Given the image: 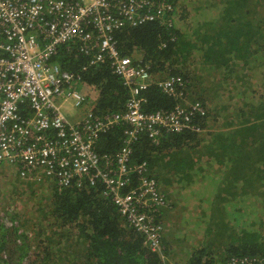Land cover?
<instances>
[{"label": "trees", "instance_id": "16d2710c", "mask_svg": "<svg viewBox=\"0 0 264 264\" xmlns=\"http://www.w3.org/2000/svg\"><path fill=\"white\" fill-rule=\"evenodd\" d=\"M151 1L157 6L167 3L172 9H165L153 22L118 30L114 39L122 57L146 68L155 80L182 77L189 94L194 91L189 64L195 58L210 70H224L226 88L242 87L235 95L227 88L237 99L230 106L235 118L226 125V132L215 134L206 146L211 173L203 172L205 154L195 152L200 133L191 130L180 134L165 131L157 143L147 133L141 134L131 145L132 162L146 165L160 191L169 183L165 178L168 171L174 173L182 189L196 193L201 213L178 239L185 245L183 264H232L245 258L263 264L264 94L249 95L238 69L264 71V20L245 11L249 0H211L208 7L201 5L202 0L195 4V0ZM249 23L253 32L257 28V34L248 33ZM86 46L62 45L55 62L65 71L80 75L84 85L96 88L97 114L125 112L130 90L115 74L108 58L90 66L98 46L95 42ZM142 96L145 114L171 112L180 104L158 84L151 85ZM200 100L207 104L205 99ZM204 108L206 114L199 119L201 132L207 130L210 117L209 107ZM127 128V124H118L101 134L98 153H119L125 146ZM5 165L10 164L4 163L0 169ZM204 182L205 196L200 191ZM83 185L55 188L46 209L40 208L37 221L30 216L21 221L14 216L0 221V264H161V256L142 234L129 227L112 197L104 195L103 185ZM165 210L158 217L162 225ZM192 231L203 238L195 241ZM162 246L169 264L173 251L168 249L165 235Z\"/></svg>", "mask_w": 264, "mask_h": 264}, {"label": "built area", "instance_id": "2783aa9c", "mask_svg": "<svg viewBox=\"0 0 264 264\" xmlns=\"http://www.w3.org/2000/svg\"><path fill=\"white\" fill-rule=\"evenodd\" d=\"M165 9L172 7L151 0H0V166H18L23 179H49L57 190L101 183L129 227L161 256V264L168 263L158 217L167 200L146 165L132 162L131 145L143 133L156 143L165 131L199 133L206 109L180 102L171 112L145 114L142 93L151 85L179 100L186 95V82L179 76L155 80L146 68L121 56L114 34L153 22ZM90 42L98 54L89 65L108 58L130 90L123 113L97 114L79 87L82 77L55 62L62 45L87 49ZM66 104L86 107L83 116L70 120L62 110ZM118 124L128 125L124 148L117 154L98 153L100 135ZM232 264L258 262L245 258Z\"/></svg>", "mask_w": 264, "mask_h": 264}, {"label": "rangeland", "instance_id": "374dc122", "mask_svg": "<svg viewBox=\"0 0 264 264\" xmlns=\"http://www.w3.org/2000/svg\"><path fill=\"white\" fill-rule=\"evenodd\" d=\"M197 1L195 0L194 4ZM210 1L202 0L201 5L208 7L211 4L208 3ZM214 11L216 12V10ZM245 11L254 14L257 20H264V0H249L245 6ZM205 17L206 13L202 15L203 19ZM210 18L211 16L208 19ZM248 25V33L251 36L257 34V28L253 32L252 24L249 23ZM218 27L217 25L216 30ZM260 54L263 55V53ZM189 65L191 68V84L193 85L192 89L194 91L190 94L186 92V95L179 99V101L184 105H189L193 102L202 104L203 102L200 99H205V102L207 101V104L203 103L204 105H202L209 107L210 117L208 119V128L205 132H199L200 144L197 145L195 152L205 154L202 157L203 172L209 174L211 173L210 170L212 167H210L211 164H209L207 159L206 146H209L210 140L213 139L215 134L226 132V125L235 118V115L230 112V106H233L237 99L235 97L232 98L231 93L233 92L235 95L238 92L240 94L242 85L232 88L227 87L231 90L230 93L224 84V70H210L208 69L209 66L203 64L199 58L192 59ZM249 68L248 70L238 69V75L244 78V86L249 95H255L256 93L257 96H260L264 94V71L260 73L261 69L252 67L253 72L250 71V73ZM232 78L236 80V76H232ZM92 104L93 101L88 103V106ZM85 108L74 109L69 104H66L62 110L63 113L68 114L70 120H75V117L83 116ZM208 158L210 159V157ZM5 166L0 169V221H4L5 217L10 220L12 216L19 221L23 220L26 216H30L34 221L39 220L40 208L46 209L45 204L49 203L51 193L55 190V186L49 182V179H41L40 182L23 179L20 176L18 166ZM167 172H165V178L168 179L169 183L166 187L163 186V190L160 187V192L165 195L167 200L165 206L160 211H164L169 206L165 210L166 213L162 220L164 225L163 233L168 241V249L173 251L169 256L170 263L183 264V260L186 258L183 251L185 245L180 243L178 239L181 231L187 228L191 220H194L193 222L195 223L196 214H200L201 211L197 210L199 204L195 202V198H198L195 196L196 193L190 192L191 190L182 189V186L175 179L173 172ZM206 185L207 182L200 184V191L203 193V196H205L204 189ZM192 234L196 237L195 241H200L203 238V235L201 236L195 231H192Z\"/></svg>", "mask_w": 264, "mask_h": 264}, {"label": "crops", "instance_id": "0c3cea01", "mask_svg": "<svg viewBox=\"0 0 264 264\" xmlns=\"http://www.w3.org/2000/svg\"><path fill=\"white\" fill-rule=\"evenodd\" d=\"M69 1H70V0H69ZM79 87H80V89H81L82 91H84V92L87 94V96L90 98V102H91V101H93V103L96 102V100L98 99V96H99V92L96 90L95 87L88 86V85H84L83 82L80 83ZM90 95H91V96H90ZM173 174H174V173H173ZM169 264H171L170 261H169Z\"/></svg>", "mask_w": 264, "mask_h": 264}, {"label": "flooded vegetation", "instance_id": "af4514ba", "mask_svg": "<svg viewBox=\"0 0 264 264\" xmlns=\"http://www.w3.org/2000/svg\"><path fill=\"white\" fill-rule=\"evenodd\" d=\"M112 11H117L118 12V11H122V10L121 9H113Z\"/></svg>", "mask_w": 264, "mask_h": 264}, {"label": "clouds", "instance_id": "9594fccd", "mask_svg": "<svg viewBox=\"0 0 264 264\" xmlns=\"http://www.w3.org/2000/svg\"><path fill=\"white\" fill-rule=\"evenodd\" d=\"M130 96H131V94H130ZM88 99H89V103H90V98L88 97ZM89 106H94V103L92 104V105H89ZM127 110V109H126Z\"/></svg>", "mask_w": 264, "mask_h": 264}]
</instances>
